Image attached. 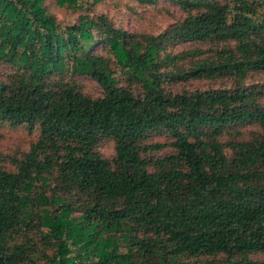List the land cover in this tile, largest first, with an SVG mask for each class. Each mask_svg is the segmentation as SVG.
Here are the masks:
<instances>
[{"label":"trees","instance_id":"1","mask_svg":"<svg viewBox=\"0 0 264 264\" xmlns=\"http://www.w3.org/2000/svg\"><path fill=\"white\" fill-rule=\"evenodd\" d=\"M130 1L184 18L144 35L103 14L63 26L46 0H0V125L38 132L13 169L0 153V264H261L264 0ZM188 42L214 47L184 69L205 52L166 49ZM198 81L212 86L188 88ZM246 127L258 129L249 140L220 141Z\"/></svg>","mask_w":264,"mask_h":264},{"label":"rangeland","instance_id":"2","mask_svg":"<svg viewBox=\"0 0 264 264\" xmlns=\"http://www.w3.org/2000/svg\"><path fill=\"white\" fill-rule=\"evenodd\" d=\"M47 6H50L49 11L61 22V25L76 23L77 17L81 14H88L90 18H96L100 14L105 15L108 20L113 24L115 28H121L126 33H140L144 35H156L160 32H164L171 25L182 20L184 14L180 10L169 3L159 2L157 7H145L137 2L130 0H107L103 3L95 5L93 11L89 13L77 12L72 13L70 10L58 9L53 5V0H46ZM214 46L209 43L188 42L186 44H170L168 45L166 52L174 55L180 54L186 51L201 50L205 52L202 57L187 58L188 60L180 61L179 65L184 69H188L189 60L195 61L196 59L208 57L211 53V49ZM91 49L102 52L101 46L94 45ZM10 67L3 63H0V77H5L9 73ZM118 75V74H116ZM119 77V76H117ZM77 82L82 86L85 93L91 97L100 96L101 89L96 82L88 77L78 78ZM254 82H264V75H258L253 77ZM188 88L205 90L209 89L212 84L207 81H198L191 83ZM175 90L181 89V87H174ZM241 134L230 137L224 135L220 139L222 143H227L233 138L234 141L249 140L251 134L258 131L254 127L241 128ZM253 131V132H252ZM231 133H235L233 130ZM38 132L37 128L29 129L25 125L13 127L8 124L0 125V153L2 154L6 163L4 164L7 169H13L12 160L18 159L25 154L32 142L37 140ZM155 141H163V138H156ZM99 152L105 159H111L114 155L113 143L111 141H102L99 146ZM169 151H163L158 154L163 156L168 154ZM229 154V153H228ZM157 156V154L155 155ZM261 264H264V255H257L255 257Z\"/></svg>","mask_w":264,"mask_h":264}]
</instances>
